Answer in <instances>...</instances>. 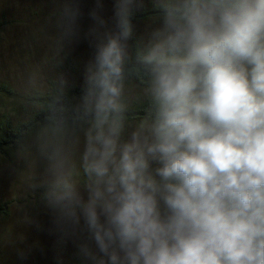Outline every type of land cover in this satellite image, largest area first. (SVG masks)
I'll use <instances>...</instances> for the list:
<instances>
[{"label": "clouds", "instance_id": "9594fccd", "mask_svg": "<svg viewBox=\"0 0 264 264\" xmlns=\"http://www.w3.org/2000/svg\"><path fill=\"white\" fill-rule=\"evenodd\" d=\"M180 20L172 55L149 57L150 139L117 155L115 129L90 136L94 179L72 215L98 264H264V0H190ZM120 59L114 39L97 56L100 110L115 107Z\"/></svg>", "mask_w": 264, "mask_h": 264}, {"label": "rangeland", "instance_id": "374dc122", "mask_svg": "<svg viewBox=\"0 0 264 264\" xmlns=\"http://www.w3.org/2000/svg\"><path fill=\"white\" fill-rule=\"evenodd\" d=\"M144 1L151 0H0V81L11 82L18 91L43 88L47 80L82 82L93 73L99 51L109 40H116L121 55L125 53L126 46L116 26L118 10ZM172 1L183 5L189 0ZM175 22L178 21L153 19L140 24L138 32L154 48L166 50ZM150 92L153 93V86ZM121 93L131 94L132 88L120 87ZM94 101L97 104V99ZM112 129L116 133L117 155L119 148L132 142L134 134L141 143L150 139V128L135 124L118 127L104 122L93 132L80 131V135L68 138L46 135L40 140H31L19 149L13 161L0 160V200L12 203L8 226L13 235L8 239L9 244L15 246V241L19 242L16 236L35 221L41 233L43 230L64 232L67 246H60H64V254L72 253L71 259L75 261L58 264H98L102 258L98 249L93 245L78 254L79 249H75L69 228L65 226L68 225L66 217L50 216L51 205L43 200H37L36 204L33 196L38 194L36 186L44 185L38 199L53 196L48 201H62V198L67 201L71 195L66 194L72 191L75 192L73 197L78 198V185L70 175L69 164L85 161L90 136L94 138L101 130L107 135ZM32 142L37 144L32 145ZM48 145L53 147L46 149ZM37 160L41 162L37 164ZM54 204L53 207H57L56 201ZM23 207L35 210L30 212V217L25 215L20 219L19 209ZM55 258L65 259L58 254ZM31 261L38 263L34 258Z\"/></svg>", "mask_w": 264, "mask_h": 264}, {"label": "trees", "instance_id": "16d2710c", "mask_svg": "<svg viewBox=\"0 0 264 264\" xmlns=\"http://www.w3.org/2000/svg\"><path fill=\"white\" fill-rule=\"evenodd\" d=\"M188 3L190 0L183 5L172 0H151L118 10L117 32L125 43L126 51L121 55L120 76L115 83L118 89L130 86L132 93L119 94L115 99V107L100 110L94 101L99 94L96 83L98 63L93 73L80 83L47 80L43 88L18 91L11 82L0 81V160L13 161L19 149L27 146L29 141L40 140L46 135L68 138L73 134L80 135V131L93 132L101 120L118 127L135 124L151 129L156 117L157 102L150 92L153 86L151 69L155 61H150L149 57L153 53L159 54L160 50L145 41L138 32V26L153 19L179 21ZM163 51L166 55H172L167 49ZM52 147L48 145L46 149ZM40 162L37 160V164ZM86 164V160L80 164L78 160L69 164L70 175L78 185L79 195H76L84 201L88 198L94 179L93 175L85 171ZM43 188L44 185L36 186L35 192L38 190L40 194ZM74 193L66 194L71 195L67 201L63 198L62 201L51 200L53 196L38 199V194L33 197L36 204L37 200H43L58 214L52 212L50 216L66 217L68 225L65 226L69 228L79 254L82 249L96 245L79 209H76L75 216L72 215L76 202ZM49 198L51 201H48ZM55 201L57 207H53ZM28 202L31 206V199ZM11 204L10 201L0 200V264H58L66 260L70 263L75 261L71 259L72 253L64 254V246H60H67L64 232L43 230L41 233L35 221L16 236L19 242L15 241V246L9 244L8 239L13 235L8 226L12 217ZM34 210L30 207L19 209L20 219L25 215L30 217V212ZM57 254L63 255L65 259H56ZM33 258L38 263H32Z\"/></svg>", "mask_w": 264, "mask_h": 264}]
</instances>
